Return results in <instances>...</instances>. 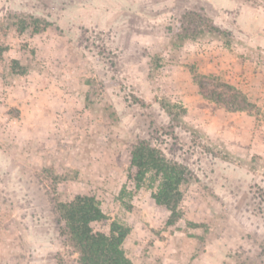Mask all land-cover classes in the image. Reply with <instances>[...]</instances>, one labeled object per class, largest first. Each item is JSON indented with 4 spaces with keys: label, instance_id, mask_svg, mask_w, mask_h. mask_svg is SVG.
Listing matches in <instances>:
<instances>
[{
    "label": "rangeland",
    "instance_id": "1",
    "mask_svg": "<svg viewBox=\"0 0 264 264\" xmlns=\"http://www.w3.org/2000/svg\"><path fill=\"white\" fill-rule=\"evenodd\" d=\"M189 11L225 35L182 41ZM30 15L51 25L36 32ZM199 82L244 93L250 117L223 105L207 117ZM261 131L264 0H0V264H68L56 204L79 194L107 216L95 231L110 233L113 221L130 229L133 264L259 255ZM140 138L193 172L173 225L152 197L154 173L128 176Z\"/></svg>",
    "mask_w": 264,
    "mask_h": 264
},
{
    "label": "trees",
    "instance_id": "2",
    "mask_svg": "<svg viewBox=\"0 0 264 264\" xmlns=\"http://www.w3.org/2000/svg\"><path fill=\"white\" fill-rule=\"evenodd\" d=\"M29 17L36 32L40 30L39 25L42 23L45 26L51 25V22L40 17ZM186 21L189 27L185 25ZM29 25L30 21L24 18L19 30L24 31ZM183 27L185 34L182 41L206 33H226L215 26L209 17L197 11H189L184 15ZM196 77L202 79L208 76L198 74ZM199 88L202 96L231 111L249 112L252 107L244 93L209 89L203 82H199ZM149 172H153L159 179V185L152 197L169 212L168 224L173 225L181 218L180 202L183 192L180 187L192 181L193 172L186 164L168 157L160 148L140 138L132 147L128 176L140 183ZM256 193L260 206L258 209L264 213V189L259 187ZM56 210L60 236L69 251L68 264H133L123 248L130 231L127 226L113 221L110 233L94 230L92 223L107 217L94 196L79 194L73 200L59 201ZM236 264H264V245L259 255L240 258Z\"/></svg>",
    "mask_w": 264,
    "mask_h": 264
},
{
    "label": "crops",
    "instance_id": "3",
    "mask_svg": "<svg viewBox=\"0 0 264 264\" xmlns=\"http://www.w3.org/2000/svg\"><path fill=\"white\" fill-rule=\"evenodd\" d=\"M202 95V94H201ZM197 98L200 100L201 99V104L202 103H205V105H204V107H203V110L205 111L204 112V114H208L207 115V117H209V116H212L211 115V113L213 112L212 110L213 109H215V107L216 106H218V107H222V106H220V104L219 103H217V102H215V101H212V100H209V99H207L206 100V98L204 99V98H201V96L200 95H198L197 94ZM189 111H191L190 113H192L193 114V116H198V114H199V112H200V110L199 111H197L196 110V108L194 107V106H191V107H189V109H188ZM236 113H238L237 115H239L241 118H243V119H246V118H248V117H250L249 116V112L248 111H243V110H238V111H231L230 112V114H229V116H233V115H236ZM201 114V113H200ZM214 115V114H213ZM196 118H198V117H196ZM218 118V117H217ZM201 118H198V120H200ZM219 119V118H218ZM218 119L217 120H215V122H216V124H217V122H219V123H222V122H220V121H218ZM219 120H221V119H219ZM224 120H226V121H224L223 122V124L222 125H225V122H227V121H229V119H225L224 118ZM219 125V124H218ZM217 125V126H218ZM240 125V124H239ZM208 126V133H211V134H216V132H215V130H213V128H209V125H207ZM217 126H215V127H217ZM262 132V131H261ZM218 133V132H217ZM259 133L260 132H258V131H256V136H258L259 135ZM261 134H263V137H264V131L261 133ZM239 141H241L240 139H239ZM259 142H261V141H259ZM255 143H257V140H255ZM262 144H263V147H260L262 150L260 151V153H263L264 154V141H262ZM256 145L257 144H254L253 146L256 148ZM247 148V147H246Z\"/></svg>",
    "mask_w": 264,
    "mask_h": 264
}]
</instances>
